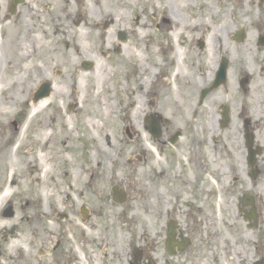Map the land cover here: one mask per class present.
I'll use <instances>...</instances> for the list:
<instances>
[{"label":"flooded vegetation","instance_id":"1","mask_svg":"<svg viewBox=\"0 0 264 264\" xmlns=\"http://www.w3.org/2000/svg\"><path fill=\"white\" fill-rule=\"evenodd\" d=\"M69 1L0 0V25L17 24L21 39L32 42L35 38L29 36L37 30L46 37L55 35L59 23L89 26L87 0H73L71 6ZM103 1L109 3L106 13ZM135 2L142 16L134 19L143 20L140 28L143 26L146 63L145 143L142 160L136 158L145 164L144 193L128 185L126 175L121 180L113 170L111 180L115 176L116 182L110 187L107 203L108 211L115 208L117 212L110 213L104 208L102 160L86 159L83 167L76 166L79 183L67 185L64 178L62 194L55 185L57 177L48 175L46 183L54 185L53 191L50 193V187L48 196H36L30 224L21 223L9 231L21 239L14 258L5 251V264L195 263L211 249V239L217 235L209 229L215 221L212 197L217 195L223 199L225 214L230 215L234 205L247 228L264 230V0ZM92 4L97 21H90L91 27L101 33L98 42L92 39L91 48L102 55H118L132 35L117 25L115 12L122 7L114 0H92ZM128 9L125 13L132 18V6ZM119 19L126 16L119 15ZM110 26L118 29L109 34L114 39L104 51L103 32ZM65 44L66 50L72 49L78 56L83 53L81 44L68 40ZM218 77V88L205 93ZM218 92L224 95H216ZM168 101L176 107L187 104L191 120L200 117V122L193 125L185 120V125H173L164 114ZM46 110L49 113L42 119L39 113L21 111L17 117L22 127L23 123L37 124L40 134L55 123L54 118L43 120L52 113L50 107ZM152 117L158 121L157 136L152 134ZM41 121L45 124L40 125ZM13 125L18 128L17 122ZM38 138L32 142L41 144ZM50 140L47 136L43 143ZM133 159L121 165L125 173L135 172ZM113 187L125 195L124 202L113 198ZM130 192L138 200L144 195L139 228V214L137 218L130 215ZM153 209L158 214L155 228L149 222ZM2 237L6 242L5 233ZM258 240L259 236L253 245L259 248L254 260L264 257V245ZM205 257L203 260H209V253Z\"/></svg>","mask_w":264,"mask_h":264},{"label":"rangeland","instance_id":"2","mask_svg":"<svg viewBox=\"0 0 264 264\" xmlns=\"http://www.w3.org/2000/svg\"><path fill=\"white\" fill-rule=\"evenodd\" d=\"M135 1L114 0V3H119L122 7L120 11L115 12L117 25L132 33L123 42V50L118 55L113 52H109L111 55H102L91 48L92 39L98 42L97 36L101 33L99 28L96 30L91 27L90 21H97L92 15L96 10L92 7V0L86 2L87 7L91 6L87 17L89 26H74L71 22L68 28L66 24L59 23L55 25V35L49 34L46 37L37 30L35 35L29 36L35 38L33 42L21 39L22 34L17 24L0 25V196L9 188L7 196L0 202V264H5V251L14 258L13 253L21 239L17 234H9L10 227L21 223L30 224L36 196H48L47 191L54 186L46 183L48 175L57 177L55 185L62 194L63 179L65 178L67 185L73 181L78 184L75 167H83L86 159L98 158L103 161L100 167L104 170L105 212L110 207L107 203L110 187L116 182L115 176L111 180L113 170L121 180L126 175L127 178L124 179L128 185H134L137 191L144 193L143 161L138 163L136 158L133 159L136 164L133 175L125 173L121 167L129 155L136 154L139 150L143 155L145 143L143 111L146 63L142 40L143 26L140 28L143 20L141 17L140 21L134 19L135 16H142L135 8ZM72 3L73 0H70L69 5ZM80 4L79 2L76 6ZM106 4L109 3L103 1L104 13L107 12ZM128 6H132V18L125 13ZM109 15L114 17L113 13ZM119 15L126 16V19L121 21ZM117 29V26H110L103 32L104 51L106 45L108 48L114 39L109 34ZM66 40L70 44H81L83 53L78 56L72 49L66 50ZM82 59H88L94 65L84 69L80 62ZM40 79L51 82L52 86L48 99L35 104L29 94L38 86ZM175 91L174 95L177 93V90ZM216 95L224 94L218 92ZM206 102L208 105V101ZM174 104L175 102H166L167 109L164 113L173 125H185V120L192 124L189 110L185 108L187 104L180 103L181 107ZM47 107H50L52 113L43 120L47 117L54 118L52 128L38 134L37 124L23 123V127L21 126L17 117L19 111L39 113L42 119L49 113H44ZM200 120L199 117L193 125H197ZM14 122L18 123L17 129L13 125ZM43 124L45 123L41 121L40 125ZM222 133L225 134L226 131L223 130ZM36 134L41 144L32 142L37 139ZM45 134L51 138L47 144L43 143ZM208 157H213L210 148ZM38 178L41 180L38 181ZM52 191L53 187L50 193ZM137 198L138 195L134 196V193L130 192L128 204L133 205L130 215L136 218L143 212L144 195L139 200ZM212 200L215 205V221L210 224L209 229L217 235L211 239V249L205 250L204 256L199 257L200 260L196 259L195 263L189 264H251L259 252V248L253 247L258 236V244L264 245V230L247 228L242 219L237 217L234 205L230 215L225 214L223 199L218 195L212 197ZM109 211L117 212V209ZM151 212L152 215L147 216L151 226L155 228L158 214H155L154 209ZM142 216L143 214H139L138 228ZM3 231L7 237L6 242L2 237ZM207 253L210 259L203 260Z\"/></svg>","mask_w":264,"mask_h":264},{"label":"bare ground","instance_id":"3","mask_svg":"<svg viewBox=\"0 0 264 264\" xmlns=\"http://www.w3.org/2000/svg\"><path fill=\"white\" fill-rule=\"evenodd\" d=\"M8 191H9V188H6L4 194H2V195L0 196V202H1V200H2L4 197L7 196V192H8Z\"/></svg>","mask_w":264,"mask_h":264},{"label":"water","instance_id":"4","mask_svg":"<svg viewBox=\"0 0 264 264\" xmlns=\"http://www.w3.org/2000/svg\"><path fill=\"white\" fill-rule=\"evenodd\" d=\"M45 89L47 90V85L45 86ZM47 94V92H45V94L44 95H46Z\"/></svg>","mask_w":264,"mask_h":264}]
</instances>
